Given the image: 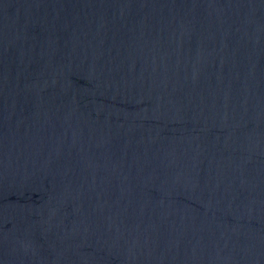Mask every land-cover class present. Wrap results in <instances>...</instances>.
Segmentation results:
<instances>
[{"label": "water", "instance_id": "1", "mask_svg": "<svg viewBox=\"0 0 264 264\" xmlns=\"http://www.w3.org/2000/svg\"><path fill=\"white\" fill-rule=\"evenodd\" d=\"M0 264H264V0H0Z\"/></svg>", "mask_w": 264, "mask_h": 264}]
</instances>
